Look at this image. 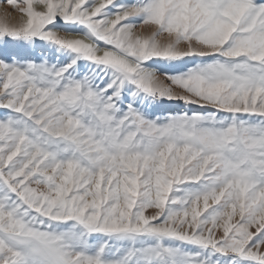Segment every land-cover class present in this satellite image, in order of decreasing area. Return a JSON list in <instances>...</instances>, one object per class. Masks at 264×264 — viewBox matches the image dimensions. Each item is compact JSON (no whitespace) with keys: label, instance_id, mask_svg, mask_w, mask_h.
I'll return each instance as SVG.
<instances>
[{"label":"snow or ice","instance_id":"1","mask_svg":"<svg viewBox=\"0 0 264 264\" xmlns=\"http://www.w3.org/2000/svg\"><path fill=\"white\" fill-rule=\"evenodd\" d=\"M0 3V264H264V0Z\"/></svg>","mask_w":264,"mask_h":264},{"label":"bare ground","instance_id":"2","mask_svg":"<svg viewBox=\"0 0 264 264\" xmlns=\"http://www.w3.org/2000/svg\"><path fill=\"white\" fill-rule=\"evenodd\" d=\"M19 16L20 14L8 8L6 3H0V19L4 18L10 25H14L19 22Z\"/></svg>","mask_w":264,"mask_h":264},{"label":"rangeland","instance_id":"3","mask_svg":"<svg viewBox=\"0 0 264 264\" xmlns=\"http://www.w3.org/2000/svg\"><path fill=\"white\" fill-rule=\"evenodd\" d=\"M8 8H10L11 10H13V9L11 8V6H9V5H8ZM0 20H4V18H3V19H0Z\"/></svg>","mask_w":264,"mask_h":264}]
</instances>
